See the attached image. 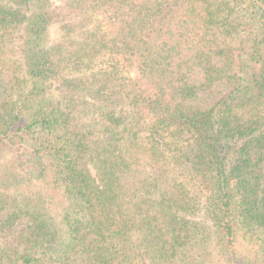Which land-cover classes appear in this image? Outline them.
I'll use <instances>...</instances> for the list:
<instances>
[{
	"label": "trees",
	"instance_id": "obj_1",
	"mask_svg": "<svg viewBox=\"0 0 264 264\" xmlns=\"http://www.w3.org/2000/svg\"><path fill=\"white\" fill-rule=\"evenodd\" d=\"M0 264H264V0H0Z\"/></svg>",
	"mask_w": 264,
	"mask_h": 264
},
{
	"label": "rangeland",
	"instance_id": "obj_2",
	"mask_svg": "<svg viewBox=\"0 0 264 264\" xmlns=\"http://www.w3.org/2000/svg\"><path fill=\"white\" fill-rule=\"evenodd\" d=\"M10 156H11L10 154H3V157L6 159L10 158Z\"/></svg>",
	"mask_w": 264,
	"mask_h": 264
}]
</instances>
